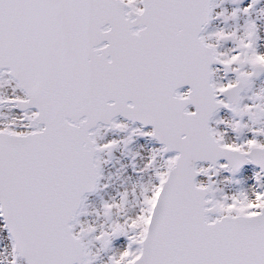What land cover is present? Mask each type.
Returning a JSON list of instances; mask_svg holds the SVG:
<instances>
[{"label":"snow or ice","instance_id":"obj_1","mask_svg":"<svg viewBox=\"0 0 264 264\" xmlns=\"http://www.w3.org/2000/svg\"><path fill=\"white\" fill-rule=\"evenodd\" d=\"M0 264H264V0H0Z\"/></svg>","mask_w":264,"mask_h":264}]
</instances>
